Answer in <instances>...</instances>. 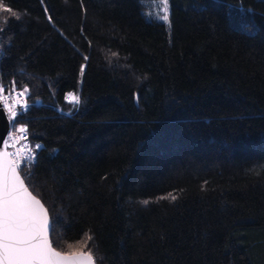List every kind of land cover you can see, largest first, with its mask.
Listing matches in <instances>:
<instances>
[{
	"label": "trees",
	"instance_id": "1",
	"mask_svg": "<svg viewBox=\"0 0 264 264\" xmlns=\"http://www.w3.org/2000/svg\"><path fill=\"white\" fill-rule=\"evenodd\" d=\"M148 1L3 0L0 83L43 145L20 173L61 252L264 264V0H169L170 27Z\"/></svg>",
	"mask_w": 264,
	"mask_h": 264
},
{
	"label": "snow or ice",
	"instance_id": "2",
	"mask_svg": "<svg viewBox=\"0 0 264 264\" xmlns=\"http://www.w3.org/2000/svg\"><path fill=\"white\" fill-rule=\"evenodd\" d=\"M162 3L164 15L160 19L168 21V0H162ZM0 11L16 15L3 4V0H0ZM83 72L82 66L81 76ZM12 90H15V82ZM27 92L29 89L24 87L22 92L17 93V97L24 96ZM3 93L4 88L0 85V100H5ZM79 99L76 94H69V102L78 104ZM20 107L26 112L27 101ZM7 111L10 119L15 120L18 113L12 105H7ZM19 131L27 133L26 126H21ZM36 147L39 148L40 145ZM5 155L8 154L0 153V264H96L90 251L65 254L52 247L48 236L47 209L25 184L18 170L22 161L10 160L6 165L3 160ZM25 159L34 161L35 154L32 153ZM170 198L176 199L175 196ZM87 239L90 241L92 237L88 236Z\"/></svg>",
	"mask_w": 264,
	"mask_h": 264
},
{
	"label": "built area",
	"instance_id": "3",
	"mask_svg": "<svg viewBox=\"0 0 264 264\" xmlns=\"http://www.w3.org/2000/svg\"><path fill=\"white\" fill-rule=\"evenodd\" d=\"M0 85H2L4 88L3 95L5 97V100H1L2 108H4L6 110L9 118H10V114L7 111V105H12L13 108L18 113L15 120L10 119L11 120V129L8 133L6 144H7V149L9 150V153L11 155L12 160L22 161V163L20 164V167H21L24 163L35 162L37 157H38V153H39V151L43 145L41 142H36V141L32 140L28 131H27V133H21L19 130L16 129V126L18 124L17 119L25 113V111L21 110V107H20L21 104H23L24 101L26 100L27 104H28L27 111L30 110V108H31V104L27 99V94H24V96H21L18 98L17 93L22 92V91L18 90L17 86H15V90L13 91L12 90L13 84L8 85V84L0 83ZM72 93H74V92L68 93L65 96L66 101L69 102V94H72ZM36 145H40V147L37 148ZM32 153L35 154V160L34 161H30V160L25 159L26 157H28Z\"/></svg>",
	"mask_w": 264,
	"mask_h": 264
},
{
	"label": "water",
	"instance_id": "4",
	"mask_svg": "<svg viewBox=\"0 0 264 264\" xmlns=\"http://www.w3.org/2000/svg\"><path fill=\"white\" fill-rule=\"evenodd\" d=\"M0 44H1V37H0ZM11 129V120L6 112V110L4 108H2V103H1V100H0V153H6L8 155H5L3 157V160L5 162V164L7 165L8 162L10 160H12L11 158V155L9 153V150L7 149V144L5 143L7 141V137H8V133ZM19 172H20V168L18 169ZM21 174V173H20ZM22 176V175H21ZM25 181V180H24ZM26 184V182H25ZM27 185V184H26ZM29 191L30 188L28 187ZM32 192V191H31ZM33 193V192H32ZM33 195H35L33 193ZM36 196V195H35ZM40 201L41 203L44 205V207L47 209L48 211V224H49V232H48V236H49V240L51 241V229H52V220H51V216H50V213H49V210L48 208L45 206V204L43 203V201L38 197L36 196ZM52 243V241H51ZM52 247L55 248L53 246V243H52ZM56 249V248H55ZM57 250V249H56ZM58 252H61L59 250H57ZM81 252H84V253H87L85 251H81ZM61 253H64V252H61ZM74 253H80V252H74ZM65 254H70V253H65ZM94 257V256H93ZM96 262V261H95ZM97 264V263H96Z\"/></svg>",
	"mask_w": 264,
	"mask_h": 264
},
{
	"label": "rangeland",
	"instance_id": "5",
	"mask_svg": "<svg viewBox=\"0 0 264 264\" xmlns=\"http://www.w3.org/2000/svg\"><path fill=\"white\" fill-rule=\"evenodd\" d=\"M163 7L164 6L162 3V0H150L146 3L145 15L149 19H156V20L162 21L165 24H167L168 27H170L171 19H170V2H169V0H168V12H167V15L169 17L168 21H164V20L160 19V16L164 15ZM20 127H21V125L17 124L16 129L19 130Z\"/></svg>",
	"mask_w": 264,
	"mask_h": 264
}]
</instances>
